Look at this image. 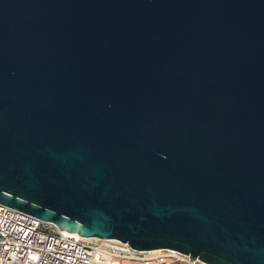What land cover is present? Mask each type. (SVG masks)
I'll return each instance as SVG.
<instances>
[{"label":"water","instance_id":"1","mask_svg":"<svg viewBox=\"0 0 264 264\" xmlns=\"http://www.w3.org/2000/svg\"><path fill=\"white\" fill-rule=\"evenodd\" d=\"M0 205L264 264V0H0Z\"/></svg>","mask_w":264,"mask_h":264},{"label":"built area","instance_id":"2","mask_svg":"<svg viewBox=\"0 0 264 264\" xmlns=\"http://www.w3.org/2000/svg\"><path fill=\"white\" fill-rule=\"evenodd\" d=\"M206 264L167 249L136 251L115 239L63 233L0 205V264Z\"/></svg>","mask_w":264,"mask_h":264},{"label":"bare ground","instance_id":"3","mask_svg":"<svg viewBox=\"0 0 264 264\" xmlns=\"http://www.w3.org/2000/svg\"><path fill=\"white\" fill-rule=\"evenodd\" d=\"M52 224V223H51ZM63 233H66V234H69V235H75L74 233H69V232H66L64 230H61Z\"/></svg>","mask_w":264,"mask_h":264},{"label":"rangeland","instance_id":"4","mask_svg":"<svg viewBox=\"0 0 264 264\" xmlns=\"http://www.w3.org/2000/svg\"><path fill=\"white\" fill-rule=\"evenodd\" d=\"M123 264H129V263H125V262H124Z\"/></svg>","mask_w":264,"mask_h":264}]
</instances>
